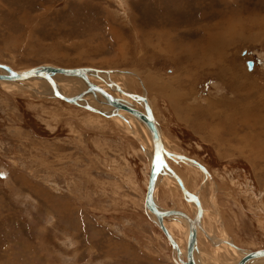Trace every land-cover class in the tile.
Instances as JSON below:
<instances>
[{"label": "rangeland", "instance_id": "obj_1", "mask_svg": "<svg viewBox=\"0 0 264 264\" xmlns=\"http://www.w3.org/2000/svg\"><path fill=\"white\" fill-rule=\"evenodd\" d=\"M0 63L124 73L115 81L150 100L178 153L168 163L205 203L201 264L237 263L225 238L264 249V152L235 142V133L249 142L240 115L208 106L211 97L230 109L264 102V0H0ZM40 83L0 84V264H179L145 210L143 131L43 96ZM218 126L219 141L209 140ZM173 180L157 184L156 203L190 212Z\"/></svg>", "mask_w": 264, "mask_h": 264}, {"label": "bare ground", "instance_id": "obj_2", "mask_svg": "<svg viewBox=\"0 0 264 264\" xmlns=\"http://www.w3.org/2000/svg\"><path fill=\"white\" fill-rule=\"evenodd\" d=\"M251 6V5H250ZM254 7V6H253ZM262 8V6H261ZM255 10V9H254ZM259 10V9H258ZM249 12V11H248ZM250 13V12H249ZM257 14V13H256ZM255 14V15H256ZM261 14V13H260ZM261 16V15H260ZM249 17V20H250V15L248 16ZM255 18V17H254ZM259 19V18H257ZM256 19V20H257ZM262 19V18H261ZM254 21V20H252ZM258 21V20H257ZM259 22V21H258ZM242 23V22H241ZM255 23V22H254ZM261 23V22H260ZM240 24V23H239ZM256 24V23H255ZM233 26V25H231ZM238 26V25H237ZM249 26V25H248ZM255 26V25H254ZM252 25V27H254ZM260 26V25H259ZM251 27V28H252ZM256 28V27H255ZM250 29V28H249ZM248 29V30H249ZM232 30V28H231ZM241 30V29H240ZM243 30V29H242ZM257 30H259V28H257ZM232 32V31H231ZM229 32V33H231ZM261 33V32H259ZM217 34V33H216ZM238 35H240V32L238 31L237 32ZM230 35V34H229ZM255 36V34H254ZM209 37V36H207ZM217 37V36H216ZM220 36H218L217 38L219 39ZM214 39V38H213ZM256 39V38H255ZM221 40V39H219ZM224 40V38H223ZM254 40V39H253ZM259 40V39H258ZM224 41H222L223 43ZM244 42V41H243ZM249 42V40H248ZM216 43V42H215ZM219 43V41H218ZM213 44V42H212ZM249 44V43H248ZM215 46V44H213ZM150 46V45H149ZM158 46V45H157ZM156 46V47H157ZM203 47V46H202ZM213 47V46H212ZM222 47V45H221ZM207 49V47H205ZM156 49V48H155ZM208 49H211V48H208ZM185 51V50H184ZM207 51V50H206ZM169 52V51H168ZM205 52V51H204ZM182 53V52H181ZM215 53V52H214ZM205 54H207V52H205ZM217 54V53H216ZM224 57V56H223ZM201 61V60H200ZM203 62V61H202ZM200 62V63H202ZM152 63V62H151ZM204 64H205V61H204ZM0 65H5V64H2L0 63ZM7 66V65H6ZM208 66V65H207ZM9 67V66H8ZM51 67V66H50ZM53 67V66H52ZM208 67H211L208 66ZM213 67V66H212ZM11 68V67H10ZM37 68V67H36ZM55 68H58V67H55ZM185 68V67H184ZM12 69V68H11ZM91 69H94V68H91ZM13 71L17 72V73H23V72H26V71H29V70H26V71H16L14 69H12ZM31 70V69H30ZM94 70H98V69H94ZM180 70H181V73L183 72V69H182V66L180 67ZM190 70V69H189ZM101 71L100 73L96 74L95 72H89L86 74L85 78L87 79V81L82 78V77H79V76H64V75H55L53 77V80L54 82L56 83L57 85V88H58V91L63 95L65 96L66 98H74V97H77L79 95H81L82 93L85 92V95L82 97V99L79 101V105L80 107L82 108H85L87 106H92L94 108H96L97 110L103 112L104 114H106L109 118V119H119L121 121L118 120V123H120L121 125H124L125 126V129L130 132L133 136H137L139 135V130L143 131V133L146 135L147 139H148V142L147 143H143V142H140L142 145L141 147L144 148L146 154L150 157V166H149V170L151 171V165H152V162H153V158H154V145H153V140H152V137H151V134L150 132L148 131L147 127L141 123L138 119H136L132 114H130L129 112L127 111H124V110H121L118 112V114H114L112 116V111H113V108L112 107H109L107 105V100L106 98L98 91H90L89 92V85L87 82H90L91 84H94L100 88H102L103 90H105V92H107L108 94L112 95L113 97L115 98H118L120 99L122 102L132 106L133 108L141 111V112H145V104L141 101H138V100H135V99H132L130 97H128L127 95H124L122 93H120L117 88L113 85H117L119 86L122 91L125 93V94H133V95H137L132 89H130L127 85H125L124 83L122 82H118V81H115L114 77H119V76H116V75H121L123 76V74H112L114 71L113 70H99ZM5 74H8L7 70L5 69H2L0 68V75H5ZM222 74V73H221ZM248 75V74H247ZM120 76V77H121ZM221 77H224L221 76ZM188 78V77H187ZM246 79V78H245ZM185 80V79H184ZM234 80H238V79H234ZM245 81V80H244ZM38 82H43L44 84L40 83L38 87H33V89H37L42 95L43 94H46V91L48 92V94H50L53 98H58L56 95H55V92L51 86V84L49 83V81H47L46 79H43V78H32V79H28V80H24V81H5V80H0V84H4V85H7V86H20V88H22L23 85H32L33 83H38ZM182 82V81H180ZM234 82V81H233ZM235 83V82H234ZM242 83V82H241ZM245 83V82H244ZM237 84V83H236ZM239 84V83H238ZM251 84V83H249ZM133 85V84H132ZM234 85V84H233ZM177 86V85H176ZM236 86V85H235ZM253 86V84L251 85ZM168 87L167 84H164L161 88H159V93L160 94H163V91ZM255 87V85H254ZM231 88V87H230ZM234 88V87H233ZM257 88V87H256ZM24 89V87H23ZM232 89V88H231ZM238 89V88H237ZM25 90V89H24ZM112 90L113 93L110 91ZM244 90V89H243ZM231 92V90H230ZM235 92V91H234ZM239 92V91H238ZM240 93V92H239ZM188 94V93H186ZM232 94V93H231ZM263 94V92H262ZM241 95V94H240ZM242 95H245V94H242ZM247 95V94H246ZM257 95V93H256ZM45 96V95H43ZM169 96H171V94H169ZM215 96V95H214ZM232 96V95H231ZM234 96V99H236V93L233 94ZM262 96V95H261ZM264 96V95H263ZM262 96V97H263ZM193 97V96H192ZM147 99V97H145ZM195 98V97H193ZM210 98V97H209ZM232 98V97H231ZM247 98H248V95H247ZM256 98V97H255ZM259 97L257 96V99ZM59 99V98H58ZM211 99H213V101H210V103L212 104H208V106H213V104L215 105H218L219 107H221V109H225L226 111H230L232 110L234 115L235 116H238L240 115L241 117V120L244 121V125L246 126L247 125V130L248 132H250L249 135V138H248V143L246 142V136L245 134L243 136H238V133H235L234 136H235V142H238L240 144H243V149H249V146L252 147V145L254 144V146L256 148H253L251 151H250V154L249 155H253L254 153L252 152H258V153H262L264 152V102H261L259 103V106L257 105L255 107V109H252L250 108L249 109H246L245 106L247 105V103H245V106L242 105L241 103V106L244 107L245 109H243L240 105L239 102H233L232 104H234V106L232 107V109L229 108V106L231 104L228 105V102L231 101L229 100L228 102L225 100V97H218L217 99L216 98H213L211 97ZM226 99H230V98H226ZM260 99V98H259ZM61 100V99H60ZM180 100H181V105L179 106H176L179 111V113L181 114L182 111H181V106L182 104L185 102V96L182 94V96L180 97ZM251 100V99H250ZM63 101V100H61ZM148 103H149V106L150 108H152V105H151V102L150 100H148ZM253 101V100H252ZM264 101V100H263ZM66 102V101H64ZM246 102V101H245ZM260 102V101H259ZM68 103V102H66ZM68 104H71V103H68ZM186 104V103H185ZM185 106V105H184ZM187 106V105H186ZM185 106V107H186ZM190 106V105H189ZM196 106V105H195ZM200 106V105H199ZM207 106V107H208ZM198 107V106H196ZM194 107V109L196 108ZM247 107V106H246ZM199 108V107H198ZM192 109V108H191ZM190 109V110H191ZM152 110V109H151ZM193 110V109H192ZM191 110V111H192ZM249 110V112L247 111ZM90 111V110H88ZM177 111V112H178ZM196 111V110H194ZM208 109L206 110V112L208 113ZM93 112V111H91ZM153 112V111H152ZM186 113H189L190 111H184ZM95 113V112H93ZM125 113V114H124ZM97 114V113H95ZM211 114V113H210ZM226 114V113H225ZM231 114V113H230ZM101 115V114H99ZM153 115H154V112H153ZM214 115V114H213ZM227 115V114H226ZM155 117V115H154ZM220 115L219 113L215 114L214 115V118L216 119H219ZM213 118V117H212ZM156 119V117H155ZM190 119V117H189ZM157 121V119H156ZM197 121V120H196ZM234 122L235 121H238V119L236 118V120H233ZM158 125H159V122L157 121ZM236 123V122H235ZM199 124V123H198ZM225 126V125H224ZM213 128V127H212ZM215 128V131H214V137L211 138V133H213L212 131H210L209 133V140H213L215 142L219 141V139H217V141L215 140L217 138V133L220 134V130L222 128H224L223 126L220 127H214ZM218 128V129H217ZM230 128V127H229ZM254 128H259L260 131H258L257 133L253 134L252 130ZM159 130H160V133H161V138H162V142H163V147L166 151V154H165V161L167 162L168 164V167H170L175 173L176 171L171 167V165L168 163L169 160L168 158H171V157H174V155L177 156V152L173 150V148H170L167 144V142L165 141V136L160 128V125H159ZM233 130V129H232ZM140 131V132H141ZM233 132H235L233 130ZM233 137V136H232ZM220 141L221 143L223 142H228L225 139H222L221 138V135H220ZM232 142V140H231ZM238 151H235V152H239L242 153L243 150H240L239 149H236ZM262 155H260L258 157V159L261 158ZM178 157V156H177ZM176 157V158H177ZM175 158V157H174ZM181 160H183L184 162L188 161L189 164L190 163H194L193 160L191 161L190 159H188L187 157H179ZM191 165H195L196 164H191ZM199 166V165H198ZM177 174V173H176ZM150 175V173H149ZM178 175V174H177ZM179 176V175H178ZM174 179L173 180V183L175 185H177L179 187V189L182 191L181 189V186L180 184L178 183V181L175 179V177L173 176V174L169 171V169L167 167L164 168V170L159 174L158 176V179H157V183H156V186H155V190H154V195H153V200L155 202V204L157 205V207L159 208V210L161 211H166V210H163L160 208V205H158L156 203V200H155V194H156V190L158 188V185L160 181L162 180H171V179ZM180 180L182 181L184 187L190 192L192 193L196 198L199 199L200 201V205H201V209H202V217L200 219V221L198 222V225H197V245H198V248H197V251L195 252V261H196V264H201V262L199 261V255H201V249H200V246H199V240H200V236H199V232L200 230L203 228V225H204V219L205 217L207 216V209H206V206H205V203L203 201V199L201 198L200 194H194L193 193V190H191L189 188V183H187L186 180H184L183 178H181L179 176ZM149 182V181H148ZM217 189V188H215ZM183 194V193H182ZM184 197L186 198L187 200V203L189 205V209H190V212H186V211H180L182 213H184L185 215H187L190 219H194L198 212H199V207L198 205L193 201V199H191L190 197L186 196L185 194H183ZM145 210L148 214H150L151 216V219L152 221L158 225L159 227V221L157 219V217L155 216V214H153L149 209H147L145 207ZM170 211V210H168ZM175 211V210H173ZM191 213H193V215H191ZM164 225L166 227V229L168 230L169 234L174 238V240L176 241L179 249H180V253L174 249L173 247V250L177 251L178 253V262L179 264H187V262L185 261V259H187V243H188V239H189V232H190V223H189V220L183 216H180V215H173V216H169V217H166L164 218ZM164 234V233H163ZM177 234L180 236V237H183V240H179V238H177ZM166 237V236H165ZM168 240V239H167ZM226 240H229L227 238L223 239L222 241H220V243H226L228 245L229 248H231L233 250V254H237L238 256V260H237V263L243 258L245 257L246 254L250 253V252H256V251H240V249L238 248V246H235L234 244H232V242H229V241H226ZM171 245V244H170ZM230 245V246H229ZM236 250V251H235ZM261 250H264V249H261ZM257 261H259L258 263L261 264L263 263L264 264V257H260V258H254L252 259L249 263L247 264H254L256 263ZM236 263V264H237ZM257 263V264H258Z\"/></svg>", "mask_w": 264, "mask_h": 264}, {"label": "water", "instance_id": "obj_3", "mask_svg": "<svg viewBox=\"0 0 264 264\" xmlns=\"http://www.w3.org/2000/svg\"><path fill=\"white\" fill-rule=\"evenodd\" d=\"M249 67L251 68L253 66V63L249 62L248 63ZM0 68L7 70L8 74L5 75H0V80H5V81H24L32 78H43L49 81L51 84L55 95L68 103L74 104V105H79V101L82 99V97L85 95V92L82 93L81 95L74 97V98H66L63 96L57 88L56 83L53 80V77L55 75H64V76H79L84 78L86 81L87 79L85 78L86 74L89 72H95L96 74L100 73L101 71L99 70H94L91 68H75V69H64V68H55V67H46V66H39L37 68H33L29 71L23 72V73H17L13 71L10 67L6 65H0ZM89 85V92L91 91H98L100 92L108 101L107 105L109 107L113 108L112 111V116L114 114H118L119 111L124 110L132 114L136 119H138L141 123H143L148 131L151 134L152 140H153V145H154V158L153 162L151 165V171L149 175V182L147 186V191H146V197H145V207L149 209L155 216L157 217L159 221V228L161 231L164 233L166 238L168 239L169 243L171 246L176 249L180 253V249L174 240V238L169 234L168 230L166 229L164 225V218L173 216V215H180L189 220L190 223V232H189V239L187 243V264H196L195 261V252L197 251L198 245H197V225L198 222L200 221L202 217V209L200 205V201L198 198H196L192 193H190L183 185L182 181L180 180L179 176L170 168L168 167L167 162L165 161V154L166 151L163 147V142L161 138V133L159 130V125L153 115V112L149 106V103L145 97L139 96V95H133V94H125L122 89L113 84L117 90L124 94L127 95L128 97L141 101L145 104V112H141L132 106L122 102L120 99L113 97L112 95L108 94L103 90L102 88L91 84L90 82H87ZM85 109L93 111L97 114H101L105 117H108L106 114L103 112L97 110L96 108L92 106H87ZM167 167L169 171L173 174L175 179L178 181V183L181 186V189L183 193L193 199V201L198 205L199 207V212L197 216L194 219H190L187 215L180 211H161L155 204L153 200V195H154V190L155 186L157 183V179L159 174L164 170V168ZM264 257V250H258L256 252H250L245 255L237 264H247L249 263L252 259L254 258H260Z\"/></svg>", "mask_w": 264, "mask_h": 264}]
</instances>
